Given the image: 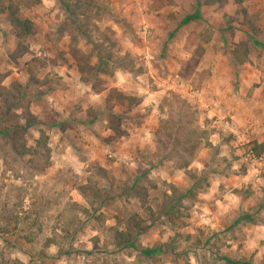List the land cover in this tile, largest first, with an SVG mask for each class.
Returning <instances> with one entry per match:
<instances>
[{
    "label": "rangeland",
    "instance_id": "374dc122",
    "mask_svg": "<svg viewBox=\"0 0 264 264\" xmlns=\"http://www.w3.org/2000/svg\"><path fill=\"white\" fill-rule=\"evenodd\" d=\"M0 128V264H264V0H0Z\"/></svg>",
    "mask_w": 264,
    "mask_h": 264
},
{
    "label": "trees",
    "instance_id": "16d2710c",
    "mask_svg": "<svg viewBox=\"0 0 264 264\" xmlns=\"http://www.w3.org/2000/svg\"><path fill=\"white\" fill-rule=\"evenodd\" d=\"M8 14H9L8 15L9 23L22 29V26L24 25V22L23 21L22 22L19 21L18 18L15 16L14 12H10ZM22 30H26V29L23 28ZM35 123H36L35 118L30 116L28 113H26V119H24V123L23 124L15 123V125L13 127V130L16 131V130L20 129L22 131H25L28 127L34 125ZM8 132H9L8 129L0 128V137L1 138H6L8 140V142H9V144L11 145V148L13 150H15L14 149L15 148L14 147L15 141L13 140V137L10 136V134ZM43 146H44V144H43ZM10 218L14 219L11 216H10ZM10 218H8V217L6 218L7 219V221L5 220L6 224L9 222V220H11ZM2 219H4V218H2ZM0 230H1L0 234H2V232L6 231L5 228H1Z\"/></svg>",
    "mask_w": 264,
    "mask_h": 264
},
{
    "label": "built area",
    "instance_id": "2783aa9c",
    "mask_svg": "<svg viewBox=\"0 0 264 264\" xmlns=\"http://www.w3.org/2000/svg\"><path fill=\"white\" fill-rule=\"evenodd\" d=\"M248 156L251 157V158L253 157L252 154H251V152L248 153Z\"/></svg>",
    "mask_w": 264,
    "mask_h": 264
}]
</instances>
